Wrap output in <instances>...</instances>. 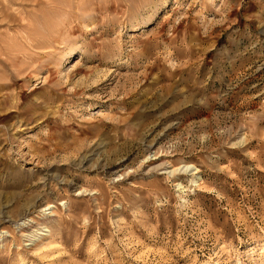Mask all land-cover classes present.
<instances>
[{"label":"rangeland","instance_id":"1","mask_svg":"<svg viewBox=\"0 0 264 264\" xmlns=\"http://www.w3.org/2000/svg\"><path fill=\"white\" fill-rule=\"evenodd\" d=\"M0 264H264V0H0Z\"/></svg>","mask_w":264,"mask_h":264}]
</instances>
